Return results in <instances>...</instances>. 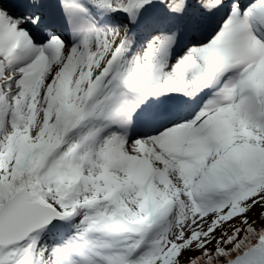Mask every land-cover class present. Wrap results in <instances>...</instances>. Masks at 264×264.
Here are the masks:
<instances>
[{
  "label": "snow or ice",
  "instance_id": "snow-or-ice-1",
  "mask_svg": "<svg viewBox=\"0 0 264 264\" xmlns=\"http://www.w3.org/2000/svg\"><path fill=\"white\" fill-rule=\"evenodd\" d=\"M0 264H264V0H0Z\"/></svg>",
  "mask_w": 264,
  "mask_h": 264
}]
</instances>
